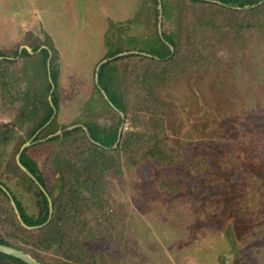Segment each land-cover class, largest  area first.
<instances>
[{
  "label": "rangeland",
  "instance_id": "1",
  "mask_svg": "<svg viewBox=\"0 0 264 264\" xmlns=\"http://www.w3.org/2000/svg\"><path fill=\"white\" fill-rule=\"evenodd\" d=\"M164 1L171 16L163 15ZM220 6L208 0H0V61L10 63L0 70L8 72L0 73V128L11 131L7 142L0 140V185L27 218L39 214L36 191L11 176L26 143L58 198L61 171L68 175L69 165L78 164L83 144L98 146L84 124L100 131L117 126L118 142L137 135L130 154L114 153L118 167L82 190L85 227L78 240L85 257L78 254L77 264H264V31L237 34L223 24ZM163 33L181 41L177 69L167 67L164 75L166 65L141 51ZM50 44L59 107L31 137L40 115L28 95L41 83L26 76L27 67ZM109 48L122 53L106 60ZM23 50L29 58L15 57ZM120 58L116 68L131 74L122 90L126 114L98 87L99 68ZM148 71L164 79L151 83V98L136 76ZM53 138L60 141L49 142ZM154 146L165 156H143V148ZM56 157L67 165L56 169ZM6 197L0 194V208L10 205L21 228H44L22 224ZM8 234L25 239L0 225V237ZM29 251L43 264H70L57 246Z\"/></svg>",
  "mask_w": 264,
  "mask_h": 264
},
{
  "label": "trees",
  "instance_id": "2",
  "mask_svg": "<svg viewBox=\"0 0 264 264\" xmlns=\"http://www.w3.org/2000/svg\"><path fill=\"white\" fill-rule=\"evenodd\" d=\"M184 1V0H181ZM221 3L223 6H220L219 9L223 12V24H226V27H233L236 29L237 34H240L245 31H264V0H208ZM156 2V1H155ZM194 4H207L202 1H190ZM163 6V15L169 16V13L172 9V5L167 4V2L162 3ZM216 6V5H213ZM228 15L226 16V12ZM171 16V13H170ZM169 18V17H168ZM111 27V25H110ZM186 36H192V32L184 33ZM162 39L156 37V40L149 41L148 43L143 44L141 51L155 57L159 63L163 62L166 67L164 68V75L169 71L167 67H170L173 70H176V57L180 52V38L175 35V33L165 34L163 33ZM49 40V39H48ZM188 40L193 41L192 38ZM167 43V44H166ZM171 46V48H170ZM35 52L38 48L33 49ZM122 51H115L113 48H109L106 55V60L112 59L115 56L121 54ZM51 54L56 55L55 49L50 44L46 49L40 51V57L33 58V62L30 67H27L26 76L29 77V73L34 75L35 79L39 81L40 85L36 89L34 95H28L30 97L34 96L36 99L35 111L36 116L40 115L33 123L31 128L30 136H35L38 134L52 119L55 109L59 107V97L57 92V76L58 71L53 69L50 70V78L47 76L46 65L48 59H51ZM4 55L0 53V57ZM27 57L29 54L26 50L16 53L15 57ZM169 59V60H168ZM54 62V59H51ZM125 58L116 59L113 62L103 64L98 72V87L105 93L108 102L119 112L126 114L127 105L123 101L122 90L125 85L128 84L131 74L126 70L117 69L116 66ZM152 60V59H151ZM154 61V59H153ZM3 64H10L6 61H0V70ZM2 67V68H3ZM43 72L41 73V71ZM0 73L5 76L8 74L6 70L0 71ZM43 74V75H42ZM130 74V75H129ZM161 74H157L153 71L145 72L144 75L137 74V77H141L142 86L145 89L147 96L152 97L153 93L150 92L149 88L151 83L154 80L162 81L163 78L160 77ZM168 74V73H167ZM52 85L55 87L54 92L52 93L51 100L48 101V97L51 93ZM33 94V93H32ZM25 113V112H24ZM24 115V114H23ZM35 116V117H36ZM25 117V116H24ZM29 119V117H28ZM56 125V122L53 123ZM51 127V126H50ZM49 128V127H48ZM86 132L90 138L98 143V146L91 144H83L81 148L83 150L78 151L79 160L78 164L71 163L69 165L68 175H65L62 171L60 177L58 178V191L61 193L59 197H54L53 191L48 190L46 187L43 177L38 171L36 163L27 155V150H24L20 155L19 161L21 165L39 182L43 189L47 192L48 197L51 200L53 214L50 220V223L36 232H30L20 227L19 221L16 219L13 209L8 206L0 208V225L7 226L11 231H15V234H22L25 238L22 243L18 242L17 239H14L11 235H6V239L0 237V245L8 246L19 251H22L30 255L38 263H41L40 259L37 257V254L32 253L29 249H41L49 250L50 248L57 246L60 249L64 257L70 261V264H77L76 258L79 254V258H84L81 255L82 248L79 245L78 235L81 233V229L85 227L81 214L79 212L80 199L82 190L84 186L89 185L92 181L96 180L98 176L103 177V174L109 168L118 167L117 159L118 156L114 153L126 152L130 154V151L135 142L134 138L137 135H133V139H127V136H124L120 142H118V129L110 128L108 130L100 131L91 123L84 124ZM83 132L82 129H78L76 132ZM73 133H68L64 135V138L70 137ZM11 131L3 132L0 128V140L7 142V139L10 137ZM82 137L85 138V134L82 133ZM43 138V137H42ZM6 139V140H5ZM86 139V138H85ZM60 141L59 138H53L49 142ZM117 145L114 151L112 148ZM142 154L145 157H155L162 158L165 156L161 149L157 146L146 147L142 149ZM61 159L55 158L53 160V165L56 169L59 170L63 165ZM59 167V168H58ZM10 172V171H9ZM11 176L17 178L19 181H24L30 185L36 191L38 197V208L39 214L37 217H32L31 219L27 218L24 213L23 208L20 203L17 201L15 196L11 194L12 200L14 201L16 208L20 214L22 222L28 228H35L44 225L49 218V201L45 194L38 188L34 181L23 173V171L15 164L13 171H11ZM18 181V182H19ZM10 193L11 191L5 183H1ZM91 186V185H89ZM66 193H69V196H72L70 201L65 202L63 196ZM0 194L5 200H8L6 195L0 190ZM23 246V247H22ZM0 264H25L22 261L15 259L13 257L0 254Z\"/></svg>",
  "mask_w": 264,
  "mask_h": 264
},
{
  "label": "water",
  "instance_id": "3",
  "mask_svg": "<svg viewBox=\"0 0 264 264\" xmlns=\"http://www.w3.org/2000/svg\"><path fill=\"white\" fill-rule=\"evenodd\" d=\"M161 27V23H159V28ZM49 62H50V58L48 59V62H47V67H48V76H49V79H50V82H51V78H50V69H49ZM100 67V66H99ZM54 91V86L52 85V89H51V93L49 95V99L51 100V97H52V93ZM54 114H55V111H54ZM53 114V115H54ZM119 137H120V134H119ZM31 144L30 143H26L22 149L20 150V153H19V156H18V165L19 167L21 168V170L26 173V175H28L33 181L34 183L38 186V188L45 194V196L48 198V201H49V218L47 220V222L40 226V227H35V228H41V227H46L49 223H50V220L52 218V214H53V209H52V204H51V200L50 198L48 197V194L47 192L43 189V187L39 184V182L21 165L20 161H19V158H20V155L22 154V152L27 149ZM1 189L6 193V195L9 197V199L11 200L12 202V205L14 207V210L18 216V219L20 220V222L22 223V220H21V217H20V214L16 208V205L14 203V201L12 200L10 194L6 191V189L4 187H2L0 185ZM23 224V223H22ZM0 254H4V255H7V256H10V257H13L15 259H18L20 261H22L23 263L25 264H40L38 263L36 260H34L31 256H29L28 254L22 252V251H19L17 249H14V248H11V247H8V246H4V245H0Z\"/></svg>",
  "mask_w": 264,
  "mask_h": 264
}]
</instances>
